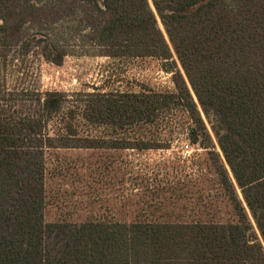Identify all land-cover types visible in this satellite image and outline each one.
<instances>
[{"label":"trees","instance_id":"trees-1","mask_svg":"<svg viewBox=\"0 0 264 264\" xmlns=\"http://www.w3.org/2000/svg\"><path fill=\"white\" fill-rule=\"evenodd\" d=\"M150 2L154 11L148 0H0L1 70L39 46L43 60L61 64L58 40L76 22L104 56L168 64L174 55L196 100L181 75L176 94L94 89L73 101L0 83V264H264L235 192L264 244V0ZM175 98L195 126L205 130L200 112L211 124L233 179L216 169L235 223H45V151L70 146L75 118L122 128L151 122Z\"/></svg>","mask_w":264,"mask_h":264},{"label":"rangeland","instance_id":"rangeland-1","mask_svg":"<svg viewBox=\"0 0 264 264\" xmlns=\"http://www.w3.org/2000/svg\"><path fill=\"white\" fill-rule=\"evenodd\" d=\"M157 24L163 32L158 18ZM68 29L71 33L58 40L67 52L61 64L43 60L39 46L22 62L16 60L0 69V83L6 89L63 92L73 101L76 94L94 89L176 94L181 75L196 102L174 55L168 64L148 57L111 58L82 36L76 22H69ZM183 109L175 98L156 111L151 122L122 128L119 123L87 124L75 118L77 137L68 138L70 146L45 151V223H235L233 202L220 186L216 169L223 166L233 179L211 124L200 112L205 127L201 130ZM48 130L54 137L62 133L55 119ZM84 138L93 140L92 148H83L88 140H73ZM235 192L252 234L264 247L238 188Z\"/></svg>","mask_w":264,"mask_h":264},{"label":"built area","instance_id":"built-area-1","mask_svg":"<svg viewBox=\"0 0 264 264\" xmlns=\"http://www.w3.org/2000/svg\"><path fill=\"white\" fill-rule=\"evenodd\" d=\"M185 148H186V149L188 148V145H187V144L185 145Z\"/></svg>","mask_w":264,"mask_h":264}]
</instances>
